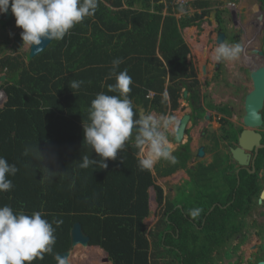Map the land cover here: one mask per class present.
<instances>
[{"label": "trees", "instance_id": "trees-1", "mask_svg": "<svg viewBox=\"0 0 264 264\" xmlns=\"http://www.w3.org/2000/svg\"><path fill=\"white\" fill-rule=\"evenodd\" d=\"M161 1L112 0L109 5L110 0H98L94 16L77 24L63 40L51 41L36 57L25 53L24 59L0 58V74L6 75L0 86V156L18 168L8 177L12 190L0 193V206L29 215L40 211L50 223L63 221L59 227L53 223V252L32 264H58L55 256L69 250L75 223L89 237V246L103 250L111 264H209L211 252L216 250L219 258L225 237L231 239L237 231L236 223H231L236 219L233 212L216 208L206 216L210 204L205 202L203 207L188 203L176 210L168 202L153 229L146 230L148 190L154 189L161 205L163 191L155 177L184 169L188 150L175 153L179 165L171 163L163 173L156 167L154 176L151 170L138 168V149L130 138L116 160L106 161V169L79 167L84 155L98 159L83 142V123H88V108L97 93L116 94L107 91L115 83L113 59H123L118 71L127 69L132 77L129 99L146 114L175 110L185 90L194 98L195 72L187 63L190 50L180 30L200 24L195 23L199 16L177 20L173 0ZM210 5L208 0L191 3L194 10ZM14 20L12 13L6 21L0 17V28ZM22 31L14 37L16 52L23 43ZM73 80L84 83L71 90ZM245 196L241 184L234 210ZM195 209H200L198 220L191 223Z\"/></svg>", "mask_w": 264, "mask_h": 264}, {"label": "flooded vegetation", "instance_id": "flooded-vegetation-1", "mask_svg": "<svg viewBox=\"0 0 264 264\" xmlns=\"http://www.w3.org/2000/svg\"><path fill=\"white\" fill-rule=\"evenodd\" d=\"M208 2L214 4H211L208 8L194 10V14L189 17L198 15L199 18L195 20L196 24L200 23L204 18L205 23L207 25L210 24V26L208 25L209 27L215 23V28L211 31L209 30L207 35L209 44L213 43L215 48L218 46V34L224 35L222 43H227L229 45L239 43L238 37L241 31L238 30L240 32H237L233 29L229 31L227 28L230 23L232 25L229 28H235V23H238V28H242L244 36L246 37V33L243 29V10H240V15L238 16L234 9L231 8L232 6L235 7V4L232 3L233 0H208ZM212 13L213 15L211 16ZM222 15H226L227 18L225 20L220 19ZM213 16L215 17L214 21L211 19ZM0 17L3 19L2 15H0ZM194 27L198 28L197 25ZM234 37L237 38V41H233ZM247 43L251 46L248 41ZM259 48L260 49H257H262L261 46ZM246 49L248 50L249 48L246 46ZM249 58L257 60L259 57L254 56ZM249 58L246 57L244 61L242 60V64H247L246 66L249 67ZM228 62L215 61L212 64V70H210V72L212 71L210 80L219 78L224 80L225 84H227L229 80L226 77ZM242 66H240V68H243ZM255 67L256 66H254V68ZM224 68L226 72H223ZM193 69L197 82L194 89V98L192 99V92L188 93L185 90L183 93H186V96L184 97L182 93V97L178 100V107L175 110H168V115L170 113L176 114V128H174L173 132H168L169 146L174 156L175 153H186V150H188L189 160L184 169L180 167L174 172H181V175H183L174 186L168 187L166 190L164 187L165 185H159L163 191V199L162 204L159 205L156 201V195H154V200L156 202L155 213L156 211L160 212L158 213L156 223L162 217L163 210L168 202L174 203L173 208L175 210L187 206L188 203H192L196 208V205L203 207L205 202L206 204H210L208 212L205 214L206 216L216 208L222 211L230 210L233 212V215H236V219L231 221V223H236L237 231L231 239H226L228 237H225L224 243L221 246L222 248H220L222 255L219 258L216 250L211 252L209 257H211L212 261L209 262V264H216L218 261L220 264H237L238 262H241V264H258L264 262V198L260 199L264 191V154L262 153L264 151V108L261 112L263 120L262 127L252 130L261 136L258 144L262 147L252 146L250 150H246L240 144V135L246 129L242 123L244 114L243 101L246 94L249 92L247 91L245 94L242 93V89L245 85L241 82L243 76H240V79L232 83L234 91L230 92L225 99L222 97L221 101L218 102L219 104H215L217 97L214 96V94H208V98L200 95V93H202V88L197 78L199 75L194 67ZM200 71L203 76L209 74L205 64L200 68ZM251 71V68L250 71L248 68L245 69L246 75H248L247 80H249L250 83L249 75ZM231 95L232 98H230ZM234 96H241L240 104L233 99ZM234 112L240 116L237 115L236 117ZM185 115L188 116L189 119L185 127L182 141L178 144L174 142V135L180 119ZM215 116H217L216 122H218V127L216 129L212 126L209 127L211 125L210 119L212 120ZM194 131L197 132L198 141L196 147L193 149V147H191V142L193 141ZM237 149L243 151L244 155L241 158V161H244L243 166L239 165V162L232 154V150ZM199 152H201V155H199ZM170 165V162L161 160L156 163L155 167H158L157 172L163 173ZM174 165H179V160H177ZM171 176L173 175L171 174ZM169 177L170 175L158 177V180H165ZM241 184L246 190V196L240 203V208L236 211L232 205L235 201V193ZM183 186H185L184 189L181 188ZM178 195L181 196V203H179L180 201L178 202ZM195 199L197 201L196 203ZM188 220L191 223H195L198 219L197 217L191 216ZM204 222L205 219H202V223ZM251 235H253V240H251ZM232 256L234 257L233 261L231 260Z\"/></svg>", "mask_w": 264, "mask_h": 264}, {"label": "clouds", "instance_id": "clouds-1", "mask_svg": "<svg viewBox=\"0 0 264 264\" xmlns=\"http://www.w3.org/2000/svg\"><path fill=\"white\" fill-rule=\"evenodd\" d=\"M261 1L264 5V0ZM9 8L16 26L23 30L20 33L22 45L32 48L42 45L45 40H63L77 24L95 15L98 0H0V15L7 13ZM244 39L249 45L245 36ZM242 52L239 43H220L213 51V59L217 62L238 61ZM122 63V58L112 61L111 75L115 77V83L109 85L107 91L116 94L97 93L88 108V123H83V142L90 146L98 159L84 155L79 167L87 169L97 165L106 169V161L116 160L130 138H134V146L138 149L137 166L140 170H151L161 160L175 164L177 160L168 139L169 129L176 124L175 118L149 113L134 119V106L128 96L133 81L127 69L118 71ZM83 83L82 80H73L68 86L75 90ZM164 98L167 99V93ZM251 116L253 120L260 118L255 111ZM17 172L15 164L0 156V193L12 190L14 185L8 177ZM199 212L200 209H195L190 215L196 217ZM43 215L40 211L29 215L23 211L14 212L9 205L0 206V264H32L53 252L56 242L53 223L59 227L63 221L50 223ZM59 264L64 261L60 260Z\"/></svg>", "mask_w": 264, "mask_h": 264}, {"label": "rangeland", "instance_id": "rangeland-1", "mask_svg": "<svg viewBox=\"0 0 264 264\" xmlns=\"http://www.w3.org/2000/svg\"><path fill=\"white\" fill-rule=\"evenodd\" d=\"M192 2H193V0H173L172 6L175 5L178 7V11L175 14V18L177 20H179V16L180 17L181 16H191L194 14V8L191 7ZM232 3L235 4V7L232 6L231 8L234 9L235 13L239 16L240 10H241V8H240L241 1L233 0ZM211 4H214V3H211ZM212 15H213V13L211 14V16ZM226 18H227L226 15H222L220 19L225 20ZM204 19L200 22V24H197L198 28H195L194 26L188 27V28H185L183 30H180V33H181V37L184 40V42L186 44H188L187 46L189 47V50H190L189 55L187 56V62L190 65H192V67L195 68V71L198 72V75H199L197 78L199 79V81L201 83V88H202V90H201L202 93H200V95L206 96L208 98L209 97L208 94H212V95L214 94V96L217 97L215 104H219L218 102L221 101L222 97H223V99H225L229 95L230 92L234 91V88H232V83H235L238 79H240V76H243V78L241 79V82L245 84L244 88L242 89V93L245 94L247 91L251 90V83L249 82V80H247L248 75H246L247 73L245 72V69L248 68L250 71V68L248 66H246L247 64H242V60L244 61L246 59V57L249 58V57L257 56V53L254 51L255 47L249 46L247 44H246V46L249 49L248 50L246 49V46H245L246 41L244 39V32L242 31V28H238L239 24L235 23V26H236L235 28H229L232 25L230 23L228 25V28H227L229 31H231L232 29L236 30L237 32L241 31L239 34V37H238L239 38L238 42L240 43V45L243 48L241 58L238 61H229V62L225 61V63L228 62V67H227V72L225 71V68L223 69V72L227 73L226 77L229 79L227 81V84H225L224 80L219 79V78H214V79L210 80V76L212 74V71L210 72V70H212V67H213L212 64L215 62V60L213 59V51H214L215 47L213 46V43H210V44L208 43L207 35H208L209 30L211 31L215 28V23H213V25L211 27H209L205 23ZM211 19H212V21H214L215 17L213 16ZM238 30H240V31H238ZM20 31H21V28H18L16 26L15 20L12 22V24L10 26H7L6 29L2 30L0 28V58H2L4 56H12V57L21 56V58L24 59V54L28 53L29 47L27 45H22L21 49L17 52L14 51L15 50V43H13L14 37L17 36ZM236 39L237 38L234 37L233 41H235ZM258 49H260V48H258ZM204 64H205L206 69L209 73L208 75H205V76H203L201 71H200V68ZM223 64H224V62H223ZM232 65H233V68H232ZM240 66H242L243 68H240ZM5 81H6V75H5V73H1L0 74V84L1 85L5 84ZM211 91H213V92H211ZM205 92H207V93H205ZM218 97H221V98H218ZM230 98H232V95L230 96ZM233 99L236 100L237 103L239 102V104H240L241 96H239V97L234 96ZM232 103H234V102H232ZM181 106H183V105H181ZM2 107H3V104L0 105V109H2ZM167 110L168 109H166L165 114L168 115ZM185 110H187V109H185ZM169 115H172L174 118L176 116V114L174 115L172 113H170ZM234 115L237 117V115H239V114L234 112ZM216 119H217V116L213 117L212 120L210 119L211 125L209 127L212 126L215 129L218 127V122H216ZM233 119H235V118H233ZM174 128H176V124H175ZM174 128L169 129V132L170 133L173 132ZM196 133H197L196 131L193 132V141L191 142V147H193V149L196 147L197 141H198ZM191 162H189V163H191ZM154 168L155 167L152 168L153 172H154ZM182 176L183 175L180 176L179 174H175L174 177L170 176L169 178H167L165 180H158V177H156L155 183L157 186L165 185L164 187L167 190L168 187L174 186V184H176L178 182V180L180 178H182ZM187 186H189V185H187ZM181 188L184 189L185 186H183ZM151 196L154 197V193H151ZM178 201H180V202L182 201L180 195H178ZM150 207H151V210H149L150 211L149 217L146 220H144V222H146L145 227H146L147 231L153 229V227H154V225L158 219V217H157L158 213H160L158 211H156V213H155V208H156L155 200L150 199ZM251 240H253V235H251ZM251 240H250V242H251ZM247 255H248V252H247ZM104 259H105V255L102 257V253H101V251L99 252V249L91 250L90 248H83L81 246H77L71 252V257L69 258V263L70 264H104V262H103ZM231 260L232 261L234 260L233 256H232ZM216 264H220L219 261L216 262ZM237 264H241V262L240 263L238 262Z\"/></svg>", "mask_w": 264, "mask_h": 264}, {"label": "water", "instance_id": "water-1", "mask_svg": "<svg viewBox=\"0 0 264 264\" xmlns=\"http://www.w3.org/2000/svg\"><path fill=\"white\" fill-rule=\"evenodd\" d=\"M112 4V0H110ZM241 9L243 10V29L246 33V38L252 47H255V52L261 60V64L256 66L249 75L251 81V90L246 94L243 101V117L242 123L246 128L240 135V144L244 149L250 150L252 146L261 148L258 144L261 136L255 132L253 129H259L263 125L261 112L264 108V5L261 0H241ZM10 10L7 13L2 14L3 20L6 21L10 17ZM210 26V24H208ZM224 39L223 34L217 35V43H222ZM51 41L45 40L40 46H33L28 48V57L30 59L36 57L41 52H43ZM261 46L262 49L258 50L257 48ZM183 96H186V93H183ZM134 109L138 111L140 117L141 114H145V109L141 106L135 105L134 101H131ZM255 111L260 117L258 120H253L251 113ZM188 116H183L178 124L174 135V142L180 144L183 138L186 124L188 122ZM232 154L235 159L239 162L240 166H243L241 158L243 157V151L240 149L232 150ZM201 155V152H199ZM260 199L264 198V191L262 192ZM89 237L84 234L82 231L81 225L75 223L70 230V248L68 251L59 253L55 256V261L59 264L60 260L64 261V264H70L69 258L71 257V252L77 246L83 248H89ZM104 264H109L108 258L104 259ZM258 264H264L260 262Z\"/></svg>", "mask_w": 264, "mask_h": 264}, {"label": "crops", "instance_id": "crops-1", "mask_svg": "<svg viewBox=\"0 0 264 264\" xmlns=\"http://www.w3.org/2000/svg\"><path fill=\"white\" fill-rule=\"evenodd\" d=\"M161 2H165V0L163 1H161ZM124 8H126V7H124ZM136 9H137V7H135ZM139 9V8H138ZM163 16H164V14H165V10L163 11ZM179 18H180V16H179ZM188 45V44H187ZM0 86H1V84H0ZM153 96V94H151L150 93V97H152ZM170 109V107L168 108V110ZM168 110H167V112H168ZM146 114V113H145ZM151 114H155V115H158L157 113H155V112H151ZM156 165V164H155ZM154 165V166H155ZM151 172H152V174L155 176V173L153 172V170L151 169ZM174 174H179V175H181L182 173L180 172V173H174ZM174 174H172L173 176L172 177H174ZM171 176V175H170ZM156 178V177H155ZM151 193H154V195H155V192H154V189L153 188H150L149 190H148V195H149V198H148V205H149V210H151V207H150V199L151 200H154V197L153 196H151ZM146 220V219H145ZM144 223V225H145V223L146 222H143ZM91 250H94V249H99L100 251H101V253H102V257L105 255V258H108V256H107V254L103 251V250H101L100 248H98V247H89ZM97 251V250H96ZM99 251V252H100ZM109 264H111L110 262H109Z\"/></svg>", "mask_w": 264, "mask_h": 264}, {"label": "bare ground", "instance_id": "bare-ground-1", "mask_svg": "<svg viewBox=\"0 0 264 264\" xmlns=\"http://www.w3.org/2000/svg\"><path fill=\"white\" fill-rule=\"evenodd\" d=\"M254 55V54H253ZM248 64H249V67L251 68V70H253L254 69V66H258V65H260L261 64V60H260V58H258L257 60H253V59H250L249 58V62H248ZM100 251V250H99Z\"/></svg>", "mask_w": 264, "mask_h": 264}]
</instances>
